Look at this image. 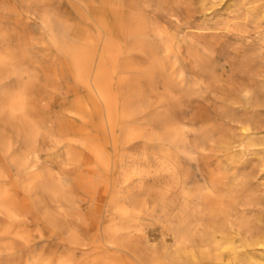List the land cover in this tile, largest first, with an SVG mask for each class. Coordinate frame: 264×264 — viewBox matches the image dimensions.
Returning <instances> with one entry per match:
<instances>
[{
    "label": "rangeland",
    "instance_id": "1",
    "mask_svg": "<svg viewBox=\"0 0 264 264\" xmlns=\"http://www.w3.org/2000/svg\"><path fill=\"white\" fill-rule=\"evenodd\" d=\"M261 1L0 0V264H165L169 227L197 248L220 224L245 251L264 230Z\"/></svg>",
    "mask_w": 264,
    "mask_h": 264
},
{
    "label": "bare ground",
    "instance_id": "2",
    "mask_svg": "<svg viewBox=\"0 0 264 264\" xmlns=\"http://www.w3.org/2000/svg\"><path fill=\"white\" fill-rule=\"evenodd\" d=\"M262 1H264V0H262ZM261 1V2H262ZM256 2H258V1H256ZM260 2V1H259ZM251 11H254V12H256V14H257V16L258 17H260V16H262V18H264V3L262 2V4H259L258 6H256L255 5V7L253 6V7H251V9H250ZM85 56V55H84ZM3 64V63H2ZM8 64V63H7ZM4 65V64H3ZM102 72V71H101ZM104 73V72H103ZM102 74V73H101ZM18 99V98H17ZM17 102V101H16ZM18 102H20V101H18ZM17 102V103H18ZM19 104V103H18ZM14 106V105H13ZM165 138V137H164ZM102 160V159H101ZM36 177V176H35ZM34 179V178H33ZM31 183V182H30ZM45 184V183H44ZM36 185V184H35ZM48 187V186H47ZM51 187V186H50ZM54 189V188H53ZM60 192V191H59ZM58 192V193H59ZM165 198V197H164ZM166 199V198H165ZM164 200V199H163ZM2 204V203H1ZM164 204L165 203H163V206H164ZM168 204V203H167ZM167 204H165V205H167ZM3 205V204H2ZM1 205V206H2ZM4 206V205H3ZM164 207H166V206H164ZM169 206L167 205V208H168ZM1 208V207H0ZM3 208V207H2ZM1 208V209H2ZM4 210V209H3ZM164 211V210H163ZM186 212V211H185ZM175 214V213H174ZM179 214V213H178ZM182 214H183V212H182ZM174 216V215H173ZM181 216V215H180ZM178 217V216H177ZM189 217V216H188ZM170 220L172 219V218H169ZM168 219V220H169ZM169 220V221H170ZM178 221H182V226L179 224L180 222H178V224L180 225L179 227H180V229H181V227L183 228V227H185L186 226V223H187V221L185 220H182V217H181V220H179V219H177ZM171 222V221H170ZM169 222V223H170ZM214 223V222H213ZM129 224V223H128ZM177 224V225H178ZM172 225V224H171ZM188 225V224H187ZM215 225H218L217 223L215 224ZM165 226H167V225H165ZM219 226V225H218ZM217 226V227H218ZM120 227V226H119ZM166 227H164L163 229H165ZM176 228H178V227H176ZM216 228V227H215ZM126 229V228H125ZM128 229H129V227H128ZM184 229V228H183ZM193 227H192V230H190V231H193ZM198 229V228H197ZM197 229H196V231H197ZM166 230V229H165ZM184 231H188V229L186 230V228H185V230ZM190 231H188V232H190ZM196 231L195 232H193V234L194 233H196ZM200 231H202V230H200ZM226 231H227V229H226ZM117 232V231H116ZM182 232H183V230H182ZM188 232H184V233H179V231H177V230H175V227H174V229H172V228H168L166 231H165V235L167 234H171L172 236H170V238L172 239V238H174V241H175V244L173 243L172 244V242H167V247H166V249H168V252H166V250H165V252L167 253L166 254V258H164L163 256H162V254L161 253H163V252H161L160 251V253L158 252V253H156L155 252V254L153 255V254H151V258H152V260H153V257L152 256H154V257H156L155 255L156 254H161V258H164L165 260H164V262H165V264H264V251L263 252H261V254H259L258 256L257 255H254L253 253H252V251H253V249H255V247L256 246H258V247H260V246H262L263 248H264V230L263 231H260L258 234H256L255 236H252V237H250L249 239H246L245 240V243H244V245H243V247H244V252H241V253H239L238 252V250L239 249H237L236 247H230L228 244L229 243H231V236L229 235V234H227L226 232H225V228H224V226H223V224H222V226H221V224H220V226L218 227V229H217V231H214V233H210L209 231H207L206 230V232L208 233H206L205 235H204V231H202L203 232V235L204 236H200L199 237V235H198V238H200V244L201 245H199L197 248H195V247H191V245L190 244H192V243H190L191 241L189 240V239H187L186 238V236L189 234ZM191 233V232H190ZM197 234V233H196ZM196 234H194L193 235V237L196 235ZM200 234V233H199ZM223 234V235H222ZM162 235H164L163 233H162ZM186 235V236H185ZM191 235V234H190ZM169 237V236H168ZM188 237V236H187ZM1 238V237H0ZM3 238V237H2ZM197 238V237H196ZM8 239V238H7ZM192 240H193V238H192ZM166 241H168V240H166ZM165 241V242H166ZM195 241V240H194ZM198 241V242H199ZM12 243V242H11ZM127 242H125V244H126ZM195 243V242H194ZM164 245H165V243H163ZM168 244H172L171 246H168ZM11 245V244H10ZM164 245H162L163 246V248L165 247ZM225 245H228L229 246V248H228V246H226V248H228L229 249V252L231 253L229 256L231 257H229V259H227V260H225L223 257H222V254L223 253H221L222 251H221V249L222 248H224L225 249ZM1 246V245H0ZM235 246V245H234ZM12 247V246H11ZM238 247V246H237ZM2 249H4V248H2ZM161 249V248H160ZM6 250H8V249H6ZM13 250V249H12ZM11 249H10V251H12ZM154 250H156V249H153L152 251L154 252ZM3 251V250H2ZM157 251V250H156ZM164 251V250H163ZM224 252V251H223ZM149 253H151V252H149ZM150 255V254H149ZM148 256V255H147ZM157 256H159V255H157ZM149 258V257H148ZM255 258H257L258 260H253V259H255ZM154 260H155V258H154ZM157 260H158V258H157ZM150 261V260H149ZM156 261V260H155ZM161 261V260H160ZM162 261H163V259H162ZM161 261V262H162ZM157 262V261H156ZM157 263H159L160 264V262H157ZM157 263H155V264H157ZM161 264H163V263H161Z\"/></svg>",
    "mask_w": 264,
    "mask_h": 264
}]
</instances>
